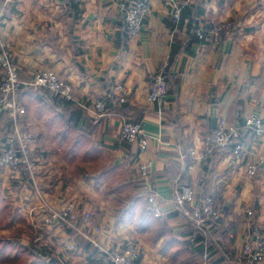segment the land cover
Here are the masks:
<instances>
[{"label": "crops", "instance_id": "crops-1", "mask_svg": "<svg viewBox=\"0 0 264 264\" xmlns=\"http://www.w3.org/2000/svg\"><path fill=\"white\" fill-rule=\"evenodd\" d=\"M122 1L137 0H78V12H67L63 0H15L5 8L0 39L12 51L21 79L53 71L69 82L75 101L53 102L43 89L22 85L17 125L7 128L8 114L0 110V141L24 146V135L36 139L30 143V167L12 181L0 173V191L15 211L2 226L22 225L14 236L25 244L41 235V258L52 264H112L103 249L127 239L138 245L142 264H213L204 254L214 248L198 251L190 222L177 211L175 188L186 182L199 197H215L220 228L234 233L225 242L233 254L251 235L264 240V135L248 142L240 161L226 149L199 157L218 120L240 124L264 103V0H175L181 13L188 10L178 28L168 0H145L151 12L135 37L119 34L125 28ZM224 19L239 21L225 40L197 39L186 46L191 25L208 28ZM166 59L176 86L161 104L151 103L149 74ZM115 83L128 91L118 106L121 114L115 107L109 117L95 116L93 102ZM123 118L140 119L144 148L139 138L119 137ZM53 141L63 142L57 145L61 152L51 153ZM190 148L197 154L191 160ZM142 162L149 164L145 178L138 173ZM249 163L258 166L253 177L246 172ZM150 193L158 195L160 217L149 211ZM70 201L78 212L89 211L90 220L47 229L44 212ZM96 228L100 247L82 235L94 236Z\"/></svg>", "mask_w": 264, "mask_h": 264}, {"label": "built area", "instance_id": "built-area-1", "mask_svg": "<svg viewBox=\"0 0 264 264\" xmlns=\"http://www.w3.org/2000/svg\"><path fill=\"white\" fill-rule=\"evenodd\" d=\"M15 0H3L0 5V18L3 17L5 8ZM68 1L63 0L64 4ZM170 16L175 24L180 21L181 6L175 0L166 1ZM121 10L126 22L127 34L132 37L139 33L144 19L150 14L151 7L145 0H139L132 6H126L122 1ZM66 9V6L62 10ZM233 20L224 19L212 24L208 29L198 27L195 29L196 37L201 41L211 39L219 43L233 30ZM1 33V27H0ZM12 51L6 42L0 39V69L3 78L0 81V110H4L8 116H12L15 121L22 111L16 93L22 85L36 89H45L49 94L63 101H75L74 91L69 82L61 78L53 71H38L34 77L25 82L21 79L20 71L13 62ZM167 62L161 63L154 71L149 74V93L148 101L161 104L166 95V70ZM125 85L115 83L106 88L104 99H98L93 102L92 111L97 117H109V111L112 108L120 106L125 102L127 96ZM241 129L245 132L243 141L241 138ZM140 123L130 119L123 118L119 130V137L122 140L131 142L137 138L140 140L141 147L146 146V138ZM264 135V104L255 113L247 116L244 125L241 127L237 123H229L224 119L217 122L215 129L208 133L202 141V149L199 155L202 159L211 158L216 149L230 148V153L234 161H240L245 147L249 141L256 140L257 137ZM25 146H15L10 144L0 152V173L7 174L10 181L15 180L22 167L32 165L31 153H27ZM22 151V153L20 152ZM188 159L197 157L196 151L190 148ZM258 166L255 163H249L246 168L247 175L253 177L257 173ZM138 173L141 178L147 177L149 173V164L142 162L139 164ZM176 204L183 211L184 215L195 222L197 227H202L207 218L219 219L220 210L218 203L213 195L205 194L199 197L197 189L190 183L180 182L175 188ZM149 210L155 217L162 216V210L158 202V195L150 193L147 196ZM249 218L252 216V210L247 209ZM91 218L89 211L78 212L74 208L73 202L66 203L60 210L47 209L42 216V224L47 228H53L64 222L67 225H83ZM101 230L96 228L94 236L88 233H82L83 237L94 247H100ZM234 236L233 230L225 235V242L229 243ZM32 243H42L41 235H35ZM71 249L75 248L74 243H70ZM106 256L112 264H142L139 260L140 250L135 241L127 239L120 245L111 249H103ZM208 256L206 251L204 257ZM235 264H261L264 261V240L260 237L249 236L243 245L236 250L234 254Z\"/></svg>", "mask_w": 264, "mask_h": 264}, {"label": "trees", "instance_id": "trees-1", "mask_svg": "<svg viewBox=\"0 0 264 264\" xmlns=\"http://www.w3.org/2000/svg\"><path fill=\"white\" fill-rule=\"evenodd\" d=\"M137 1H139V0H137ZM137 1L132 2V3L127 1L126 6H132ZM191 5H192V3H190L188 5L189 9L191 8ZM66 6H67V12H70V11L78 12V10H79L78 9V1H68V2H66ZM187 14H188V10L185 7V10H183L182 13L180 11L181 19L178 22V24H175L172 21L175 28L180 27L181 23L183 22L182 18L187 16ZM121 21H122L121 24L124 25L125 28H124V33L122 30H119V34L122 37L128 36L125 19H122ZM238 22L239 21L233 20V23H234L233 24V30L230 32L229 36L231 34H233L236 31V29L238 28V26H239ZM214 23H212V24H214ZM211 26H209L208 28H210ZM204 28L208 29L206 27H204ZM195 29L196 28L193 29L192 25H191L190 29L186 32L187 33L186 39L189 38V40L186 41L187 42L186 46H188L189 43L193 42L191 40L195 41L198 39L196 37V34H195ZM224 40H225V38H224ZM175 86H176V80H175L174 75H172V73L169 70V63H168V67L166 70V87H167V90L169 89V87L171 88V87H175ZM43 90L45 92H47L45 89H43ZM105 92H106V89L104 90L103 95H105ZM49 100H52L53 102L57 100V102H59L58 98L53 96V95H50ZM122 106H123V103L120 105L121 109H122ZM120 107H118L119 113L121 111ZM118 108H116V109H118ZM112 111H114V110H112ZM8 117H9V124L7 125V128H11L15 125V121H14L12 116H8ZM133 121L139 123L140 119L136 118ZM17 122H18V118L16 120V123ZM239 125L241 127H243L244 122L240 123ZM244 136H245V132L243 131V129H241V138H240L241 141H243ZM2 138L0 141V148H2V149L8 147L10 144H13L15 146H19V145H17V143L15 144L12 141H10L9 139H6V138L2 139ZM219 149H226L227 151H230L229 147L219 148ZM219 149H216V150H219ZM20 152L22 153L21 150H20ZM30 158L32 159V153L30 155ZM174 202L176 204L175 196H174ZM176 208H177V211L180 213V215L190 222V224L193 228L192 238L196 240L198 251L202 252V250L205 249L206 247L208 249L213 247L214 248L213 251H211L208 255L209 261L212 260L213 264H231V261L233 260L234 254H233V251L225 243V235H226L227 231L223 232V229L220 228V219L207 218L205 220L204 224H202V227H197L195 225L194 221L190 220L189 218H187L184 215L183 211L180 209V207L177 204H176ZM14 216H15V211L12 210L10 201L0 191V227H2V224L4 222L12 221ZM105 256H106V254H105ZM0 264H52V263L48 262L46 260H43L41 258V252H40V249H39L37 243L31 242V243L25 244L20 240L19 237L0 235ZM243 264H246V263H243Z\"/></svg>", "mask_w": 264, "mask_h": 264}, {"label": "rangeland", "instance_id": "rangeland-1", "mask_svg": "<svg viewBox=\"0 0 264 264\" xmlns=\"http://www.w3.org/2000/svg\"><path fill=\"white\" fill-rule=\"evenodd\" d=\"M62 10V9H61ZM65 10V9H64ZM232 20V19H231ZM234 20V19H233ZM237 21V20H236ZM230 34V33H229ZM229 34L225 37V39L229 36ZM136 36V35H135ZM135 36H132V37H135ZM222 42V41H221ZM213 43H214V41H213ZM220 43V42H219ZM163 62H167V64H168V61H167V59L166 60H164V61H162L161 63H163ZM160 63V64H161ZM159 64V65H160ZM158 65V66H159ZM157 66V67H158ZM16 97H17V99H19V91H17V93H16ZM264 104V103H263ZM262 107V106H261ZM260 107V108H261ZM259 108V109H260ZM113 109V108H112ZM112 109H111V111H109V115L111 116L112 114H114L113 113V111H112ZM258 109V110H259ZM21 113V112H20ZM15 126V125H14ZM19 128V130H20V125L18 124V126H17V129ZM24 137V142H25V150H26V152L27 153H33V151L31 150V145H30V143L31 142H33V141H36V139L35 138H31V137H29L28 139H26L25 137V135L23 136ZM29 143H28V142ZM51 145H52V147H53V149H52V152L51 153H57V152H61L62 151V149L61 148H58L57 147V145L58 146H62L63 145V142L62 141H59V142H57V144H56V142L55 141H53V142H51L50 143ZM55 149H58L57 150V152L55 151ZM90 166H95V165H90ZM122 189H124L123 187L122 188H119V190H118V192L120 191V190H122ZM147 200V199H146ZM18 224V222H14V223H12L11 225H4V226H2V227H0V235H5V236H9V235H11V236H14L15 234H20V232H19V227H23L22 225H17ZM29 232V234H31V233H33L34 234V230H30V231H28ZM34 237V236H33ZM32 237V238H33ZM38 244H40V243H38ZM208 258V257H207Z\"/></svg>", "mask_w": 264, "mask_h": 264}]
</instances>
